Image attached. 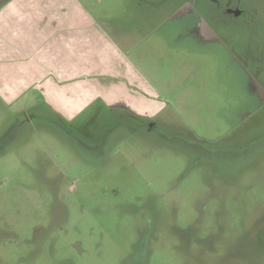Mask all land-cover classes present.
<instances>
[{
	"label": "rangeland",
	"instance_id": "rangeland-1",
	"mask_svg": "<svg viewBox=\"0 0 264 264\" xmlns=\"http://www.w3.org/2000/svg\"><path fill=\"white\" fill-rule=\"evenodd\" d=\"M85 1L125 38L171 127L111 134L98 101L62 129L43 115L12 121L0 264H264V0ZM198 20L225 47L199 42ZM30 100L0 101V137L20 110L43 108Z\"/></svg>",
	"mask_w": 264,
	"mask_h": 264
},
{
	"label": "crops",
	"instance_id": "crops-1",
	"mask_svg": "<svg viewBox=\"0 0 264 264\" xmlns=\"http://www.w3.org/2000/svg\"><path fill=\"white\" fill-rule=\"evenodd\" d=\"M92 11L85 0H0V101L34 97L69 120L95 101L158 111L162 104L124 49L125 38ZM142 13L155 26L164 22Z\"/></svg>",
	"mask_w": 264,
	"mask_h": 264
},
{
	"label": "flooded vegetation",
	"instance_id": "flooded-vegetation-1",
	"mask_svg": "<svg viewBox=\"0 0 264 264\" xmlns=\"http://www.w3.org/2000/svg\"><path fill=\"white\" fill-rule=\"evenodd\" d=\"M165 2L163 1V6L160 5L156 9L158 10H165L166 8H170L169 6L164 5ZM228 13L234 14L235 16L240 15L242 10L239 7H226ZM167 22H165L166 24ZM193 30L197 36V40L201 43L205 44H212L213 45H221L222 47H225V41L224 39L216 33L213 27L208 26L204 21L198 20L194 23ZM179 39V38H178ZM226 50H228L226 48ZM229 54H232L229 51ZM235 57V56H233ZM243 67V73L245 70L246 75L250 74V70L246 68L244 65ZM248 73V74H247ZM250 78V77H249ZM260 87L262 88V85L260 84ZM255 88V87H254ZM260 89V88H259ZM256 94L258 95V98L260 101H264V91H258L256 90ZM100 109L99 115L97 117H100L101 120H103L104 125L110 124L111 127H109L108 131L111 132V134H116L117 130L122 127L127 122L136 123V128L145 131L148 133L149 136L153 138V135L155 136H163V130H170L171 125L167 123H164L163 119L158 116L160 113V109L154 113H145L140 111H132L131 109L123 106V105H115V106H109V105H100L98 106V109ZM35 113H30L24 110H20L18 114H15L12 116V119L9 121L7 125H9V129L7 127L6 131L4 133H1L3 137H0L5 141H9L13 135V129H12V121L13 126L21 125L23 127L26 126V123L29 119V117H33L34 115L37 118H40L41 115L45 117L46 119H50L52 123H55L58 128L62 129L61 127L64 125V123H71L72 120L63 118L59 116L58 114H55L50 109L48 110L43 106L42 109L39 108V106L34 107ZM125 112V113H121ZM122 116H121V115ZM93 116H96V113H92ZM129 116L130 119L125 118L126 116ZM245 117L242 116V118ZM89 119V118H88ZM71 126V125H69ZM22 128V127H21ZM181 129H176L174 134H178ZM107 131V130H106ZM182 133V131L180 132ZM179 133V134H180ZM143 245V244H142ZM143 255V254H141Z\"/></svg>",
	"mask_w": 264,
	"mask_h": 264
}]
</instances>
